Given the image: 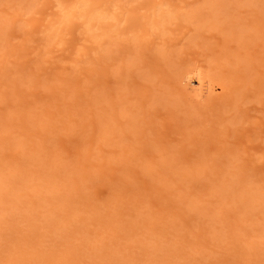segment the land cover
Instances as JSON below:
<instances>
[{
  "label": "rangeland",
  "instance_id": "374dc122",
  "mask_svg": "<svg viewBox=\"0 0 264 264\" xmlns=\"http://www.w3.org/2000/svg\"><path fill=\"white\" fill-rule=\"evenodd\" d=\"M0 264H264V0H0Z\"/></svg>",
  "mask_w": 264,
  "mask_h": 264
},
{
  "label": "bare ground",
  "instance_id": "6f19581e",
  "mask_svg": "<svg viewBox=\"0 0 264 264\" xmlns=\"http://www.w3.org/2000/svg\"><path fill=\"white\" fill-rule=\"evenodd\" d=\"M84 6V5H83ZM188 80V79H187ZM201 80V79H200ZM199 80V81H200ZM192 81V80H191ZM202 83V82H201ZM200 83V86L198 85L199 88H197V90L199 91V93H201L204 89V85ZM191 84V83H190ZM195 85V84H194ZM189 86V85H188ZM193 86V85H192ZM192 86H190L192 88ZM194 87V86H193ZM196 87V86H195Z\"/></svg>",
  "mask_w": 264,
  "mask_h": 264
}]
</instances>
